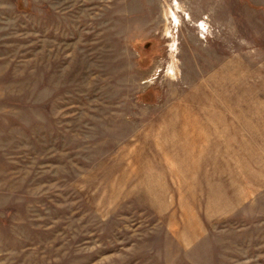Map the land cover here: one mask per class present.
Listing matches in <instances>:
<instances>
[{"label":"rangeland","instance_id":"obj_1","mask_svg":"<svg viewBox=\"0 0 264 264\" xmlns=\"http://www.w3.org/2000/svg\"><path fill=\"white\" fill-rule=\"evenodd\" d=\"M0 264H264V0H0Z\"/></svg>","mask_w":264,"mask_h":264}]
</instances>
